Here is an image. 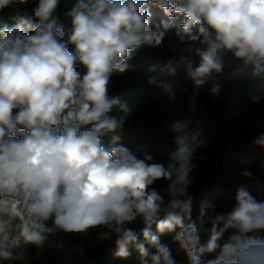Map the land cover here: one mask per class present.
I'll return each instance as SVG.
<instances>
[{
  "label": "clouds",
  "instance_id": "1",
  "mask_svg": "<svg viewBox=\"0 0 264 264\" xmlns=\"http://www.w3.org/2000/svg\"><path fill=\"white\" fill-rule=\"evenodd\" d=\"M58 5L0 0V11L11 9L10 24L0 27V264H30L24 250L12 251L21 240L40 256L49 236L92 229H101V241L114 238V257L128 258L133 245L141 264H148L150 248L151 264H175L160 240L165 233H175L189 264L214 252L207 264H264V237L256 235L264 232V202L238 188L235 207L215 216L201 244L192 199L184 198L193 155L204 144L200 134L176 135L165 162L148 152L137 158L116 134L131 109L109 96L112 75L130 69V54L142 45L160 46L173 28L199 58L197 64L181 55L176 62L196 87L222 73L227 53L251 65L254 76L264 74V0H76L63 14L71 23L66 41ZM148 5L167 19L150 26ZM167 67L176 74L173 61ZM160 86L174 99L168 82ZM115 106L124 115L110 116ZM183 127L173 125L177 133ZM255 143L264 146V135ZM158 181L167 184V202L153 187ZM213 207L201 204V225ZM137 221L145 225L140 234L131 227Z\"/></svg>",
  "mask_w": 264,
  "mask_h": 264
},
{
  "label": "trees",
  "instance_id": "2",
  "mask_svg": "<svg viewBox=\"0 0 264 264\" xmlns=\"http://www.w3.org/2000/svg\"><path fill=\"white\" fill-rule=\"evenodd\" d=\"M75 2L76 0H59L58 23L63 25L65 41L70 35L71 23L63 14ZM33 7L34 4L29 3L26 10L31 12ZM146 7L151 11L150 26L167 19L159 8L152 5ZM10 14L11 9L8 8L0 11V27L10 24ZM186 46L176 37L173 28L160 46L142 45L134 50L126 61L130 69L123 74L113 73L109 96L120 97L121 102L131 109L116 134L121 136L120 143L137 158H143V153L148 152L157 162H165L176 135L187 134L191 137L196 133L200 134L199 139L204 144L197 146L193 155L192 163L196 165L190 173L193 182L184 198L192 199L191 219L197 222L200 242L205 244L215 216L230 213L235 207L238 188L244 187L258 202H264V146L255 143L264 135V125L259 129L252 127L253 121L264 112V74L254 76L252 66L248 65L226 82L208 79L195 90L193 83L184 77L176 65ZM169 60L177 68L175 75L169 73ZM77 68L81 73L84 72L80 65ZM150 68H154V71H149ZM152 78L156 79V84H149ZM165 81L169 83L174 99H170V94L160 86ZM217 85L219 91L213 94L212 88ZM109 115L119 118L124 114L115 106ZM174 123L184 126L181 133L174 130ZM107 141L106 137L105 144ZM224 159L227 167L221 170ZM245 172L250 175L245 176ZM162 184L166 189L164 181L156 182L153 187L165 196L167 202L168 196L166 192H162ZM204 201H210L214 207L207 210L201 225L199 210ZM131 227L140 234L145 225L142 221H137ZM152 230L155 232V225ZM16 234L13 227L12 235ZM174 235L175 233H165L160 236V240L170 248L175 264H189L186 252L179 242L173 240ZM256 235L264 237V232ZM139 239H143L142 234ZM227 239L226 232L218 243L223 245ZM48 240H53L54 243L65 242L63 233L51 235ZM21 250L28 257L36 247L25 245L21 240L19 246L12 251ZM128 250V258H117L113 255L114 238L101 241L92 246L83 264H141V257L135 247L130 245ZM153 252L154 249L150 248L149 258H146L148 264H151L150 256ZM215 256V252L204 254L201 264H207Z\"/></svg>",
  "mask_w": 264,
  "mask_h": 264
},
{
  "label": "rangeland",
  "instance_id": "3",
  "mask_svg": "<svg viewBox=\"0 0 264 264\" xmlns=\"http://www.w3.org/2000/svg\"><path fill=\"white\" fill-rule=\"evenodd\" d=\"M230 56H232L231 53ZM235 61L239 60L235 59ZM238 64H242V61ZM259 115L260 117L252 123L254 129L262 128L264 125V112ZM240 145L242 146V143H240ZM226 167L227 161L224 159L221 164V170H224ZM161 189L162 192L165 193L164 184H162ZM99 231H101V229H92L88 235L63 233L65 239L64 243H54L53 240H48L45 244V251H43L40 256H36V249L27 258L30 264H83L86 262V258L92 246L101 242V240L98 239ZM56 246H61V250L57 251ZM81 249L83 250L82 253L80 251Z\"/></svg>",
  "mask_w": 264,
  "mask_h": 264
},
{
  "label": "crops",
  "instance_id": "4",
  "mask_svg": "<svg viewBox=\"0 0 264 264\" xmlns=\"http://www.w3.org/2000/svg\"><path fill=\"white\" fill-rule=\"evenodd\" d=\"M181 55L188 56L190 59L194 60L197 64L199 62V58L194 54V52L189 51V45H187L186 47L183 48ZM227 55H230V53L225 54L224 57L227 56ZM179 59H178V61H179ZM239 62L240 61H235L234 66L226 74V77L224 79H221L219 77V74H215V73H213V75L210 78H208V79H213V80H216L218 82H226V81L230 80L231 78H233L238 73H240V72H242L244 70L245 65H243V63L242 64H238ZM176 65H177V63H176ZM177 67H178V69L181 70V72L183 73L184 77L187 78V79H189L193 83V85H194V82L186 74V70H185L184 64L183 63H180V64L177 65ZM194 88L196 90L198 87H196L194 85Z\"/></svg>",
  "mask_w": 264,
  "mask_h": 264
},
{
  "label": "built area",
  "instance_id": "5",
  "mask_svg": "<svg viewBox=\"0 0 264 264\" xmlns=\"http://www.w3.org/2000/svg\"><path fill=\"white\" fill-rule=\"evenodd\" d=\"M224 68L221 74H219V77L221 79H224L226 77V74L231 70V68L235 64V58L233 56L227 55L224 57Z\"/></svg>",
  "mask_w": 264,
  "mask_h": 264
}]
</instances>
